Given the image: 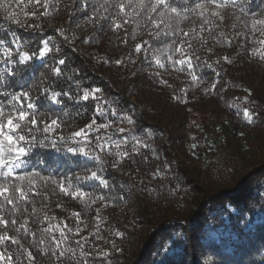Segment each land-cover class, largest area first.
<instances>
[{
    "label": "trees",
    "instance_id": "trees-1",
    "mask_svg": "<svg viewBox=\"0 0 264 264\" xmlns=\"http://www.w3.org/2000/svg\"><path fill=\"white\" fill-rule=\"evenodd\" d=\"M3 2L0 39L13 48L17 63H0V71L8 67L14 73H4L0 92L29 91L37 104L35 111L43 114L40 119L56 118L60 123L52 133L36 135L55 138L62 150L33 149L17 173L38 172L57 181L72 177L73 185L93 199L104 197L87 201L86 207L80 197L65 195L56 184L37 178L34 191L14 215L15 227L28 218V233L24 229L15 233L11 225L8 229L33 252L34 264H83L85 260L88 264H264V59L253 52H264V45L257 42L264 36L253 33L250 23L251 13L264 18V0H236L235 5L216 9L222 19L212 15V5L201 15L195 5L202 0H169L172 6L189 11L165 20L159 29L146 11L128 16L125 23L114 0H51L47 15H41L42 7H25L27 0ZM241 7L248 15L240 12ZM33 10L35 17L24 15ZM125 10L131 11L127 5ZM9 11L20 24L7 19ZM152 16L159 22L156 13ZM116 23L121 27L116 28ZM169 23L171 28L165 27ZM13 34L29 54L43 48L44 40L52 51L19 63ZM176 47L182 48L191 67L169 60V56L181 58ZM60 59L63 65L58 64ZM55 67L61 69L59 74ZM190 72L197 76L195 81ZM45 88L50 89L49 96L51 91L69 95H61L62 103L53 104L42 95ZM85 89L101 91L95 99L84 100ZM7 99L10 96L0 95V101ZM244 109L251 113V121ZM93 119L96 125L111 126L97 131L94 125L85 129L87 141L76 137L67 143L92 149L103 159L102 165L91 156L63 150L59 140ZM97 137L105 145L103 150L96 147ZM116 142H121L119 151L128 152L127 157L116 155ZM223 149L251 167L231 185L204 179L203 167L217 162L215 155ZM250 153L260 157L258 166L247 160ZM86 168L98 170L108 186L98 180L75 181V174L82 175ZM6 207L10 210L12 205ZM45 214L55 219L45 220ZM4 215L13 218L8 212ZM49 224L57 238L55 226L63 229L67 239L62 247L75 249V254L65 252L57 259L47 233L45 243H39L41 230ZM116 231L123 235L116 236ZM5 247L14 253L18 250L10 241L0 245V251ZM81 251L88 255L82 257ZM102 252L108 255H98Z\"/></svg>",
    "mask_w": 264,
    "mask_h": 264
},
{
    "label": "snow or ice",
    "instance_id": "snow-or-ice-1",
    "mask_svg": "<svg viewBox=\"0 0 264 264\" xmlns=\"http://www.w3.org/2000/svg\"><path fill=\"white\" fill-rule=\"evenodd\" d=\"M23 0H17V4L22 3ZM51 0H27V4H25V7H28L29 5H32L34 9L38 7H42L45 11L41 13V15H47V10L50 7ZM56 3H59V0H56ZM115 7L119 9V12L117 15L124 16L125 23H127V17L131 15H139L141 11H146L147 18L152 21V23L156 26V28H160L161 24L165 23V20H171L173 16L175 17H181L184 13L188 12V8H178L174 7L169 3V0H149V2L146 3V0H114ZM247 3H251V0H247ZM229 4L235 5L236 0H202V2L197 3L195 5L196 9H201V15H203V12L208 11V6L212 5L214 6V10L212 11V15L220 17L221 14L216 9H222L228 7ZM126 5L128 8L131 9V11H126ZM6 2H3V0H0V8H5ZM103 7V5H101ZM193 11L195 9H192ZM107 11V9H105ZM240 12L244 13L245 15H248V13L245 11L244 7L240 8ZM156 13L157 18L159 22H157V19H154L152 14ZM37 14L36 10H33L31 13L25 12V16H32L35 17ZM186 18V17H185ZM7 19L13 20L15 23L20 24V21L16 18V14L14 12L9 11L7 15ZM205 24L208 23V20L205 19ZM251 29L253 33L259 32L261 36H264V18H257L256 13H251ZM246 27L248 25H245ZM259 26V27H258ZM33 27L39 28L40 25H34ZM116 28L121 27L119 23L115 24ZM165 27L171 28V24H166ZM203 30V28H202ZM59 31V30H58ZM167 35L168 33H164ZM184 36H187L188 33L184 32ZM151 35V33H150ZM161 35L160 31H157L155 33V37L159 38ZM13 40L12 44L15 45V52L18 54V62L24 63L25 61H29L33 59V57H45L49 52L52 51V49L48 46L49 42L47 40L42 41L43 48H41L38 52H32L29 54L27 51L21 50L22 46L19 42V38L15 37V34H13ZM259 44L264 45V39H259L257 41ZM146 43V42H145ZM175 41H173V44ZM185 42L182 40L181 44H184ZM0 46H4L3 48V59L0 60V63H4L5 65L9 64H15L17 63L16 60L13 59V48L6 46V41L3 39H0ZM169 49L172 48V45L167 46ZM188 47H191V44L188 43ZM137 50L139 51L141 48V45L136 46ZM59 51V49H57ZM176 52H181V58L173 60L171 56H169V60H172V63L183 65L187 63L189 67H191V60L186 57L183 54L181 47L175 48ZM253 52H259L261 59H264V52H260L259 49H253ZM198 58V57H197ZM227 59V57H225ZM157 64H159L161 67H163V64H161L160 60L157 58L156 60ZM65 61L63 59H60L58 61L59 65H63ZM117 64H120L121 61H116ZM57 74L61 72V69L59 67H55L53 69ZM4 73H7L8 75H14L11 68L5 67L2 71H0V84L4 82L6 77L4 76ZM192 76L193 81L197 79V76L194 73H189ZM164 83H167L164 81ZM214 87V85H213ZM50 89L45 88L42 92V95H44L45 99H50L53 104H59L62 103L58 97L61 95L68 96L69 94L67 92L60 93L51 91V95L49 96ZM100 89H93L92 91H89L85 89L83 91L82 99L87 100L90 96H92L94 99L95 94L100 92ZM0 95H4L5 97H9L10 99H7L6 103L5 101H0V178H3L0 180V228L3 229L2 232H0V245H4L6 241H10L11 244L17 245L18 250L14 252L8 251L7 247L3 249V251H0V264H24L25 260L27 261V264H34V261L36 257L33 255V252L25 247L23 243H21V240L18 238L17 235H9L8 229L10 225L13 227V230L15 233H20L21 229H24L25 234L28 233L27 225L29 223L28 218L25 217L22 223L19 224V227H15L17 225V220L14 218V215L17 211H19V205L21 201L29 199L28 193L34 191V186L37 182V178L40 181L45 182L47 184L48 181H51L53 184H56L57 187L60 189V191L65 195H71L73 198L80 197L81 201L85 203V206L87 207V201H91L92 203L96 202V199L103 200V196H98L95 199L92 198L91 193H86L83 191V189L79 186H74L72 182V177H63L60 181L55 180L53 177L48 176H42L38 172H28L25 171L23 173H17V169H20L22 166H24L27 163L26 158L30 156L33 149L37 147H48L51 146L52 148H55L56 151H61V147L58 146L57 140L55 138H52L48 135H44L43 138H38L36 133L43 132V133H52L57 128L60 127V123L58 119L56 118H49L50 122L46 120L40 119V115L37 111V104L32 99L29 91H21L17 93H8V92H0ZM71 98V97H69ZM39 99V97L37 98ZM27 102V103H25ZM7 105V106H6ZM10 106V107H8ZM101 114H103L102 110ZM245 118H247L249 121L252 119V115L249 112L248 109H244L243 112ZM128 120V123H133L131 117H126ZM38 123L42 124L43 127H38ZM96 125V120L93 119L91 123L85 125V128H81L78 131L72 132L69 137L60 136L59 140L63 143V150H66L69 153L73 154H79L85 157L91 156L94 160H96L100 165L104 163L103 159L94 153L92 149L86 150V147H76V146H69L67 141H70L76 137H81L83 140L87 141V132L85 129L92 130L93 126ZM110 123L100 124L96 125V130L99 131L100 129H108L110 127ZM120 132L126 131L123 128L119 129ZM97 144L96 147L100 148L101 150L104 149L105 145L101 144L100 137H97ZM110 139V137H109ZM45 141H48V144H45ZM115 148L118 150L116 155L120 157H127L129 155L126 151H119L121 148V142L115 143ZM133 151H136L135 148H133ZM117 164L114 163L113 167H116ZM102 170V169H100ZM88 180H98L101 182V184L104 187H107V181L104 180L100 175H98V170H92V169H85L84 173L81 174H75V181L81 182V181H88ZM15 181V182H13ZM25 181L27 182L25 184ZM87 197V200L85 198ZM7 205H12V208L9 210L7 209ZM58 207L60 205H57ZM25 212H27V209H24ZM37 210L33 208L32 214H35ZM8 212L10 214V217L13 218H6L4 213ZM77 217L79 216V213H74ZM45 220L48 219H55L54 217L49 218L46 214L44 216ZM67 227V225H65ZM55 230L59 231L60 238H57L55 235H52L53 232V225L49 224L47 228H44L41 230L42 236L39 241L40 244H44L45 240L43 238V234L47 233L51 237V242L54 244V249L52 250V255L56 256L57 259L60 257H63L65 255V252H71L75 254V249L68 247L63 248L62 245L64 241L67 239V236L63 229L59 226H55ZM71 231V229H69ZM79 231V230H77ZM116 236H121L123 233L116 231ZM83 239H87L84 237ZM78 245L80 244L79 241L76 242ZM81 249L83 248V245H80ZM113 247H115V243L113 242ZM59 250V255L57 256V251ZM80 255L86 256L88 253H85L81 251ZM98 255L107 256V252L98 253ZM15 256V259L13 257ZM23 257L24 259H21ZM77 264H80L78 261ZM83 264H88V261L85 260Z\"/></svg>",
    "mask_w": 264,
    "mask_h": 264
},
{
    "label": "rangeland",
    "instance_id": "rangeland-1",
    "mask_svg": "<svg viewBox=\"0 0 264 264\" xmlns=\"http://www.w3.org/2000/svg\"><path fill=\"white\" fill-rule=\"evenodd\" d=\"M218 152H221V156L223 157V160L215 161V163L210 164L209 166L203 167L204 172V179L216 181L218 179H221L222 181H225L228 185L233 184L235 180H237L244 172L250 170V166H247L248 162H241L235 154H232L231 150H220ZM217 152V153H218ZM260 157L254 158L252 154H247V160H249L251 163H254L255 166H258L256 164V161L259 160ZM218 162L220 164L218 165ZM223 166L226 169V173L218 172L217 179H212V174L217 171V168ZM209 180V181H210Z\"/></svg>",
    "mask_w": 264,
    "mask_h": 264
},
{
    "label": "built area",
    "instance_id": "built-area-1",
    "mask_svg": "<svg viewBox=\"0 0 264 264\" xmlns=\"http://www.w3.org/2000/svg\"><path fill=\"white\" fill-rule=\"evenodd\" d=\"M215 157H216V160L217 161H219V160H223V157L221 156V152H218L216 155H215ZM220 164V162H218V165ZM218 172H221V173H226V169H225V167H223V166H220V167H218L217 168V171L216 172H214L213 174H212V179H217V174H218Z\"/></svg>",
    "mask_w": 264,
    "mask_h": 264
}]
</instances>
